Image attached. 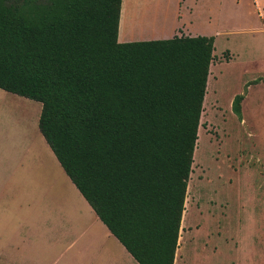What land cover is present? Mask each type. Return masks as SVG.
<instances>
[{
  "label": "trees",
  "instance_id": "1",
  "mask_svg": "<svg viewBox=\"0 0 264 264\" xmlns=\"http://www.w3.org/2000/svg\"><path fill=\"white\" fill-rule=\"evenodd\" d=\"M121 2L0 0V89L41 104L40 133L134 259L173 264L214 37L119 42Z\"/></svg>",
  "mask_w": 264,
  "mask_h": 264
},
{
  "label": "rangeland",
  "instance_id": "2",
  "mask_svg": "<svg viewBox=\"0 0 264 264\" xmlns=\"http://www.w3.org/2000/svg\"><path fill=\"white\" fill-rule=\"evenodd\" d=\"M254 1L226 0L227 33L214 42L174 264H264V0L257 19ZM3 92L0 242L35 224L39 209L30 203L46 190L42 150L26 153L29 145L19 140L39 130L41 104ZM242 93L239 117L232 99ZM68 194L59 187L53 197L71 216Z\"/></svg>",
  "mask_w": 264,
  "mask_h": 264
},
{
  "label": "crops",
  "instance_id": "3",
  "mask_svg": "<svg viewBox=\"0 0 264 264\" xmlns=\"http://www.w3.org/2000/svg\"><path fill=\"white\" fill-rule=\"evenodd\" d=\"M130 2H121L119 42L163 40L180 35L213 36L215 42L218 35L227 33L226 0H139L134 10ZM258 4L256 0L251 7L252 12L257 11L256 19L261 16ZM15 136L20 138L17 133ZM27 138L19 139L29 145L26 153H39L38 149L43 152L40 163L45 166V176L40 177L46 190H42L38 203H30L31 209H39L35 224L12 234L10 231L8 241L0 242V264H139L81 195L40 131L28 129ZM16 166L26 169L21 161ZM59 187L69 193L68 205L76 208L71 216L53 197Z\"/></svg>",
  "mask_w": 264,
  "mask_h": 264
}]
</instances>
